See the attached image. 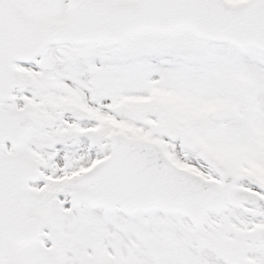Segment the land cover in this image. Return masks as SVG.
I'll list each match as a JSON object with an SVG mask.
<instances>
[{
  "label": "snow or ice",
  "instance_id": "6c2138e0",
  "mask_svg": "<svg viewBox=\"0 0 264 264\" xmlns=\"http://www.w3.org/2000/svg\"><path fill=\"white\" fill-rule=\"evenodd\" d=\"M0 264H264V0H0Z\"/></svg>",
  "mask_w": 264,
  "mask_h": 264
}]
</instances>
